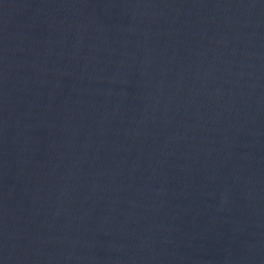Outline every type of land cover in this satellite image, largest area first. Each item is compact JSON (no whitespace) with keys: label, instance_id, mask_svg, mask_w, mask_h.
Returning <instances> with one entry per match:
<instances>
[{"label":"water","instance_id":"obj_1","mask_svg":"<svg viewBox=\"0 0 264 264\" xmlns=\"http://www.w3.org/2000/svg\"><path fill=\"white\" fill-rule=\"evenodd\" d=\"M0 264H264V0H0Z\"/></svg>","mask_w":264,"mask_h":264}]
</instances>
